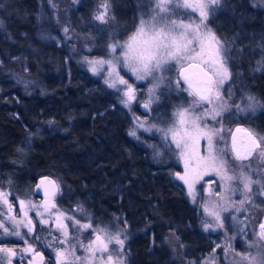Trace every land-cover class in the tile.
Instances as JSON below:
<instances>
[{
  "label": "trees",
  "instance_id": "trees-1",
  "mask_svg": "<svg viewBox=\"0 0 264 264\" xmlns=\"http://www.w3.org/2000/svg\"><path fill=\"white\" fill-rule=\"evenodd\" d=\"M100 2L0 0V189L12 194L14 206L13 196L38 202L37 179L58 178L59 209H82L94 226L108 224L129 233L125 264L199 262L218 235L203 229L201 205L190 204L173 177L177 165L156 163L149 148L129 136L116 97L79 63L87 55L102 56L110 32L128 35L148 2L108 0L111 19L106 24L94 18L102 10ZM238 18L236 25L221 9L209 21L232 72L221 92L233 107L247 95L259 105L243 118H234L232 110L223 121L226 128L244 125L260 136L264 68L256 69L264 59V10L240 8ZM258 206L252 205V211L264 212V203ZM246 207L248 215V202ZM37 223L34 242L28 241L41 250L49 247L47 231Z\"/></svg>",
  "mask_w": 264,
  "mask_h": 264
},
{
  "label": "snow or ice",
  "instance_id": "snow-or-ice-1",
  "mask_svg": "<svg viewBox=\"0 0 264 264\" xmlns=\"http://www.w3.org/2000/svg\"><path fill=\"white\" fill-rule=\"evenodd\" d=\"M220 3L221 0H156L150 20L141 19L125 41H114L107 45L109 58L92 60L85 58V62L91 65L93 74H99L107 65L108 79L105 83L109 88L123 93L121 103L126 107H130L136 100V90L120 74V69L128 70L138 80L150 76L156 79L154 76L156 72L175 70L176 88L193 97L192 103L188 107H177L165 127L158 128L153 124L145 128L139 120L137 127L149 132L155 128L162 134L168 150L183 162V171L175 172L174 176L187 186L188 195L193 203L197 202L196 185L201 184L202 181L208 183L204 180L206 176L215 175L219 177V181H224L223 192L219 189L213 192L211 187L207 190L209 196L216 195L219 201L206 202L202 205L204 215L211 218L203 221L205 231L224 228L226 218L222 217V213H227L230 208L235 207L234 203H229L228 193L236 191L229 182L237 177L228 172L229 166L225 159L227 152L230 151L232 158L240 162L250 160L254 155L264 158V135L258 136L251 130L241 127L233 131L224 126L223 113L227 110V105L221 88L232 78V72L224 55L225 49L221 39L206 23L210 13L214 12ZM109 7L108 0H101L99 9L102 10L98 11L94 18L106 24L111 19L108 15ZM178 9L184 11L181 13ZM191 14H198V19H193ZM258 64L257 71L264 68V59ZM160 80H163V77L159 78L158 83ZM121 85L124 86L123 89L118 87ZM156 86L149 90L150 97ZM227 95L231 98L233 93L229 91ZM247 100L246 107L249 110H254L259 105L252 95H247ZM151 103L150 98L143 107L148 109ZM209 105L211 107H206ZM260 106L264 107V105ZM234 107L238 111L246 110L239 104H235ZM196 109L200 111L197 112ZM209 121L215 123L210 124ZM129 135L137 137L136 130H130ZM226 136L230 137V141L225 139ZM201 141L205 142L203 153ZM221 141L224 142L225 147L217 149V144ZM240 180L245 194L253 192V183H260L244 175H241ZM219 181L214 182L219 185ZM35 190L37 193H43V201L39 204L30 199L13 196L18 202L19 212L9 199L12 194L0 190V205L4 206V210L0 211V236H14L23 240L27 246L21 251L33 253V261H37L38 258V264H43L42 253L25 239L35 231L32 216L29 214L34 212L39 218V223L48 225L51 222L61 233L63 239L59 242L62 245L69 243L70 239H76V244H71L68 248L56 249L55 264H124L121 253L127 236L121 239L120 230L112 232L107 226H94L91 221L81 223L79 219L61 211L56 203V197L61 194L58 178L42 177ZM259 194L264 195V188ZM248 199L249 197L245 195V199L241 200L240 204L243 205ZM46 215L48 219L44 218ZM232 219L236 218L233 216ZM69 223L76 232L89 231L94 238L84 244L78 237H71ZM21 228L27 231L22 233ZM240 231L243 232L244 229ZM257 234L264 239V221L259 222ZM77 245L83 248L87 255L83 257L76 255ZM0 253L6 254L8 264H11L12 257L17 255V250L0 246ZM241 259L250 260L251 264V260L255 258L242 255ZM33 261L29 264H33ZM260 264H264V257L261 258Z\"/></svg>",
  "mask_w": 264,
  "mask_h": 264
},
{
  "label": "rangeland",
  "instance_id": "rangeland-1",
  "mask_svg": "<svg viewBox=\"0 0 264 264\" xmlns=\"http://www.w3.org/2000/svg\"><path fill=\"white\" fill-rule=\"evenodd\" d=\"M146 3L148 4V6H146L143 9V11L139 13V18L138 20L137 19L135 20V23H133L132 31L128 35L120 37L118 34H115L114 31L110 32V35L104 37L105 39L102 44L103 45L102 56L87 55L85 57H82L80 60L81 62L79 63H81L82 66H84V68L87 69V71L90 74L100 79L101 83L104 85L106 90L114 97H116L119 108L122 109L123 112H125L126 122L128 126V134L130 130L135 129L138 138L130 135L129 136L132 139H134L136 142L145 144L151 151L152 159L156 163H160L162 165H166L168 163H174L177 165L174 169L173 177L175 181H177L178 183L181 184V186H183L184 190L186 191V195L188 197L190 204H192L193 206L201 205L200 209L202 214L201 216H202V225H203V221L210 220L211 218L204 215L202 205L206 202L210 203V202L219 201L218 196L216 195L209 196L207 190L209 187H211L213 189V192H215L217 189H219L220 192H223L224 182L219 181V177L215 175L206 176L204 180L208 181V183L202 181L201 184H203V188H201V184L196 185L197 202L193 203L192 198L188 195L187 186L174 176L175 172L183 171V162L180 161L178 157L173 154L172 151L168 150V148L165 146V142L162 139V134L156 131L155 128L149 132V131H145L144 128L137 127V120H139L140 123H143L145 128H148L153 124H155L158 128L165 127L167 126L166 122H170L172 118V113L177 107L179 106L188 107L192 103L193 97L189 96L187 92L180 91L179 89L176 88L175 70L156 72L154 73L156 79L150 76L145 78L144 80H138L128 70L120 69V74L124 76V78L128 80L129 83H131L134 89L136 90L135 93L136 100H134L131 103L130 107H126L124 104L121 103L123 93L117 92L116 89L109 88L108 85L105 83V80L108 79L107 65L104 66L103 70L99 74H93V72L91 71V65L85 62V58H87L88 60L98 59V58H105V59L109 58L107 54L108 53L107 45L109 43H112L114 41H120V42L125 41L128 38V36L135 30L141 19H144L146 21L150 20L153 15V9L155 8L156 0H146ZM244 7L256 8L263 11L264 2H262V0H221L220 5L215 8V11L210 13L209 19L208 21H206V23L210 27L209 21L214 20L216 14L221 9L222 10L227 9L230 15L236 20L235 23L237 25L239 24V18H238L239 9ZM178 11L182 13L184 10L178 9ZM191 16L193 19H198V14H191ZM259 17L262 18V15L257 16L255 20L259 21L260 20ZM224 49H225L224 55L227 57L226 48L224 47ZM160 77H163V80H160L158 83ZM169 81H171L172 83L170 84ZM157 84L158 86H156ZM154 86H156L155 91L151 94L150 97L149 90L153 89ZM118 87L123 89L124 86L121 85ZM150 98L152 100V103L150 104V107L148 109H145L143 105L144 103L148 102ZM224 102L227 105V110L223 113V117L224 114L234 110L232 111L234 112L235 115L234 118L236 117L239 118V115L243 118L250 113H254L255 110V108L254 110L247 109L246 107L248 104L247 98L240 99L238 100V102L236 101L234 103V104H239L241 108L246 109L245 111H238L235 107H233V105H230V102L226 101L225 99ZM206 107H211V106L209 105ZM196 111L199 112L200 109H196ZM209 123L214 124L215 122L209 121ZM237 127L248 129L244 125H237L232 130L234 131L235 128ZM225 139L230 141V137L226 136ZM200 146H201V151L203 153L205 142L201 141ZM172 147L174 149V145ZM224 147L225 144L223 141L217 144V149H222ZM157 153H159V155ZM231 157L232 156H230V151H228L225 156V159L227 160L229 166L228 172L232 171L235 174L238 173V176L241 175L248 176L253 181H260V183L259 184L253 183L252 184L253 192L245 194L243 190V183L241 182L240 178L233 180L231 184L229 182L230 186L236 189L235 192L228 193V196L230 197L229 203H234L235 207L230 208L229 212L227 213H222V217L226 218L224 220V224H225L224 228H217L214 231L210 230L211 232L219 236V237L217 236L218 239L216 240V244L214 248L209 252V254L206 257H204L202 260H199V262L197 261L198 263L196 261H192L190 264H250V260L241 259L242 255H247L250 258L254 257L255 259L251 260V264H260L261 258L264 257V239H261L257 234L258 224L263 220L264 212H262V210L259 211L258 209H256V212L252 211V205L254 206L256 204L258 206L264 203V195L259 194L261 189L264 188V158L260 157L259 155H254L250 160L243 161L244 164L242 166H237L232 160L233 158ZM214 181H219V185ZM0 190L8 191L7 189H0ZM245 195H247L249 199L243 205H241L240 201L245 199ZM32 201L34 203L39 204L43 200L38 202L34 200ZM247 202L250 205V213L248 215H245ZM15 207L17 212H19L18 202L15 205ZM258 207L261 208V206ZM237 208H239L240 210L237 211L236 210ZM75 209L76 210H74V213L72 212L68 213L66 211L65 212L66 215L74 216L76 219H79L81 223H86L90 221L81 212V209L79 208H75ZM3 210H4V206L0 205V211ZM60 210L62 211V209ZM29 214L32 216L35 227H37L38 225L37 220L39 221V218L35 216L34 212H30ZM233 216L236 218L235 220L232 219ZM44 218L48 219L47 215ZM41 226L44 227V229L47 231L45 233L47 237L46 245L49 246L50 243H53L52 249H55L53 250V256L55 258V261H56V249L68 248L70 247L71 244H76V239H70L69 243L62 245L59 241L63 239V236L59 231L55 229L54 225L51 222L48 225L41 224ZM98 226L105 227L101 225ZM108 229L112 232H116L117 230H120L121 239H124V237L127 236V239L125 240V244L128 241V239L131 237L129 236V233L127 231L121 229L111 230L109 227ZM240 229H244V231L241 232ZM20 231L23 233L26 232L27 230L21 228ZM69 233L71 237H78L79 240L83 241L84 244H87L91 239L94 238V236L91 235L89 231H84L82 233L76 232L72 228L71 223H69ZM32 234L33 233L29 234L27 237H25V239L32 240ZM32 241L34 242V240ZM227 241L229 242V245H231V247H228L226 245ZM31 244L37 251H39L38 250L39 246L33 244L32 242ZM125 244H124V249H125ZM0 246L14 248L17 250V255L25 254V256L26 257L28 256L29 259H33V253L26 254L25 252L21 251V249L25 248L27 245L24 243L23 240H20L17 237L0 236ZM124 249L123 252L121 253V258L124 260V264H125ZM225 249H227V251ZM76 255L83 257L87 254L85 253L83 248L77 245ZM0 264H8V257L4 253H0ZM11 264H14V262L12 261Z\"/></svg>",
  "mask_w": 264,
  "mask_h": 264
},
{
  "label": "flooded vegetation",
  "instance_id": "flooded-vegetation-1",
  "mask_svg": "<svg viewBox=\"0 0 264 264\" xmlns=\"http://www.w3.org/2000/svg\"><path fill=\"white\" fill-rule=\"evenodd\" d=\"M39 201L43 200V198L37 196ZM40 253H42L43 257H44V261L43 264H55V258L51 252L50 247H43L41 248V250H39ZM27 254V253H26ZM12 261L14 262V264H29L30 261H33V259H29V257L24 255H16V257H12ZM11 261V263H12ZM33 264H38V259L37 261H33Z\"/></svg>",
  "mask_w": 264,
  "mask_h": 264
},
{
  "label": "water",
  "instance_id": "water-1",
  "mask_svg": "<svg viewBox=\"0 0 264 264\" xmlns=\"http://www.w3.org/2000/svg\"><path fill=\"white\" fill-rule=\"evenodd\" d=\"M245 129H246V128H245ZM42 177H44V176H42ZM42 177L38 178L37 181H36V183H35V185H34V191H35V194H36L37 196L41 197V198H43V193H42V192L37 193L36 190H35V186L39 183V180H40ZM50 178H51V177H50ZM262 221H264V217H263V220H262Z\"/></svg>",
  "mask_w": 264,
  "mask_h": 264
}]
</instances>
